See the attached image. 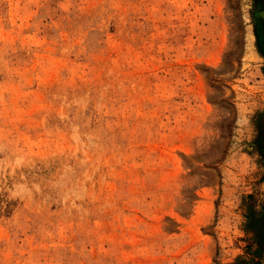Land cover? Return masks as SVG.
Here are the masks:
<instances>
[{
  "label": "rangeland",
  "instance_id": "obj_1",
  "mask_svg": "<svg viewBox=\"0 0 264 264\" xmlns=\"http://www.w3.org/2000/svg\"><path fill=\"white\" fill-rule=\"evenodd\" d=\"M263 19L0 0V264H264Z\"/></svg>",
  "mask_w": 264,
  "mask_h": 264
},
{
  "label": "flooded vegetation",
  "instance_id": "obj_2",
  "mask_svg": "<svg viewBox=\"0 0 264 264\" xmlns=\"http://www.w3.org/2000/svg\"><path fill=\"white\" fill-rule=\"evenodd\" d=\"M259 28H260L259 29L260 31L257 32L258 33L257 36L259 39L260 47L263 50L264 49V19H263V21H261L259 23ZM251 223L255 224L252 228L255 231L258 230L257 238H256L258 248H259V250H261V249L264 250V212L261 213V215L258 218L253 219V221H251Z\"/></svg>",
  "mask_w": 264,
  "mask_h": 264
},
{
  "label": "trees",
  "instance_id": "obj_3",
  "mask_svg": "<svg viewBox=\"0 0 264 264\" xmlns=\"http://www.w3.org/2000/svg\"><path fill=\"white\" fill-rule=\"evenodd\" d=\"M264 116H261L259 119V122L257 123V138H256V145L261 153V155L264 157V120H262ZM263 145V146H262ZM235 264H251L247 263L246 261L239 260Z\"/></svg>",
  "mask_w": 264,
  "mask_h": 264
},
{
  "label": "water",
  "instance_id": "obj_4",
  "mask_svg": "<svg viewBox=\"0 0 264 264\" xmlns=\"http://www.w3.org/2000/svg\"><path fill=\"white\" fill-rule=\"evenodd\" d=\"M261 51L264 53V49L262 50V48H261Z\"/></svg>",
  "mask_w": 264,
  "mask_h": 264
}]
</instances>
